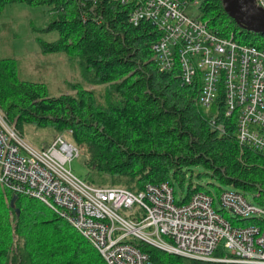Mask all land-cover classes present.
Returning <instances> with one entry per match:
<instances>
[{
  "label": "trees",
  "instance_id": "1",
  "mask_svg": "<svg viewBox=\"0 0 264 264\" xmlns=\"http://www.w3.org/2000/svg\"><path fill=\"white\" fill-rule=\"evenodd\" d=\"M13 4L48 8L52 20L43 31H55L59 39L40 41L42 53L68 55L79 63L86 83L104 88L50 97L42 83L19 79L15 59H0V109L19 132L25 125L62 134L71 130L67 140L86 158L93 186L109 183L138 193L149 184L169 183L175 191L176 182L185 189L190 176L188 195L179 202L184 204L196 193L212 195L192 182V169L202 167L205 176L252 195L264 207V155L240 146L235 120L221 115L222 102L209 111L201 107L199 83L184 85L178 68L161 71L152 49L161 34L152 22L133 25L132 8L114 0H0V16ZM199 16L222 36L264 49V35L239 27L222 0H204ZM128 242L153 264H227ZM226 255L222 249L216 252ZM0 264L107 263L43 202L15 195L0 183Z\"/></svg>",
  "mask_w": 264,
  "mask_h": 264
},
{
  "label": "built area",
  "instance_id": "2",
  "mask_svg": "<svg viewBox=\"0 0 264 264\" xmlns=\"http://www.w3.org/2000/svg\"><path fill=\"white\" fill-rule=\"evenodd\" d=\"M114 1L132 8L133 25L148 20L159 30L152 49L161 71L178 68L184 85L199 83L201 107L209 111L222 102L221 115L235 120L240 146L264 155V49L222 36L200 16H189L188 10L200 9L204 0ZM256 4L264 11V0ZM80 155L63 136L35 149L0 109V183L15 195L47 205L107 264H153L131 239L193 260L264 264V207L244 194L223 190L217 200L200 192L181 204L169 183L149 184L138 193L95 187L68 168ZM244 220L254 222L245 226ZM220 249L229 255L217 257Z\"/></svg>",
  "mask_w": 264,
  "mask_h": 264
},
{
  "label": "rangeland",
  "instance_id": "3",
  "mask_svg": "<svg viewBox=\"0 0 264 264\" xmlns=\"http://www.w3.org/2000/svg\"><path fill=\"white\" fill-rule=\"evenodd\" d=\"M188 15L198 17L199 7L190 8ZM52 17L49 9L40 6H29L26 4L8 5L0 16V59H15L18 66V77L22 81L42 83L50 97H60L64 94H76L79 89H89L102 92L104 88L86 83L82 76L79 63L72 60L64 53L43 54L40 41L55 42L59 39V34L55 31H43L51 22ZM21 133L23 139L37 150H42L49 146L57 136L72 133H58L52 128H42L35 125H25ZM68 168L72 172L89 182L91 172L86 165L84 156L75 159ZM195 185L200 184L207 188V191L218 200L219 188L222 190H232L228 185L215 181L207 176V171L202 167L193 168ZM191 175V173H190ZM198 175H202L201 178ZM190 176L185 183V189L176 182L175 196L177 202L188 195ZM100 188H113L109 183L94 185ZM248 201L260 206L252 195H247ZM219 204L216 207L220 209ZM225 219L231 220L233 217L229 213L221 212ZM126 215L125 211L120 213Z\"/></svg>",
  "mask_w": 264,
  "mask_h": 264
},
{
  "label": "water",
  "instance_id": "4",
  "mask_svg": "<svg viewBox=\"0 0 264 264\" xmlns=\"http://www.w3.org/2000/svg\"><path fill=\"white\" fill-rule=\"evenodd\" d=\"M226 14L242 29L264 35V11L256 0H222Z\"/></svg>",
  "mask_w": 264,
  "mask_h": 264
}]
</instances>
